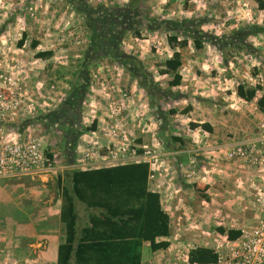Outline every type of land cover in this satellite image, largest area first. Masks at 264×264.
Instances as JSON below:
<instances>
[{
	"label": "rangeland",
	"instance_id": "374dc122",
	"mask_svg": "<svg viewBox=\"0 0 264 264\" xmlns=\"http://www.w3.org/2000/svg\"><path fill=\"white\" fill-rule=\"evenodd\" d=\"M89 7L98 11L90 12ZM162 20L176 22L196 20L198 23L192 26L186 24L189 33L183 30L176 33L166 29L168 27L161 24ZM245 26H258L264 29V0H0V76L4 75L7 80H20L29 91L33 92L37 91V80H52L53 85H49L50 92L48 94L43 92L47 97L46 101L62 89V85L55 83V80H69L67 85L69 91L74 88L75 80H91L87 84L81 82V87L72 91L81 96L77 99V102L80 100L81 105L76 106L74 101L63 102L67 111L71 110L69 114L61 116V112L55 111L56 115L52 120L48 118L43 120L42 117L38 121L31 122L33 133L42 138L49 150L55 151L58 155V169L50 174L23 177L29 178L30 182L20 186V189L27 194L35 192V195L38 191L43 193L48 189L55 200L60 195L62 197L65 186L70 187V172L84 168L82 161L89 163L96 154L101 153L102 159H99L101 162L97 167H110L115 164L106 163L108 147L113 148L112 150L123 158L128 154L124 152L126 148L135 149L141 154L144 149L139 146L155 150L153 153L160 159L159 168L161 171L165 170L163 176L158 175V179L151 181L152 185L159 183L158 185L161 186H156L157 188L154 189L165 192L164 186L168 182L166 177L169 173H173L174 180L177 179L180 184H188V174L191 171L186 161H177L175 155L169 154L170 142L175 134L188 136V129L200 124L192 121V118L189 121L185 117L178 116L174 119L170 118L164 133L159 134L157 131L142 133L136 111L129 112L127 109L123 111V105L125 101L133 100L139 92L144 94L138 82L141 75L158 83L160 89L157 91H170L168 83L171 77L160 74L165 68V61L173 55L167 40L169 35L177 36L179 40H189L188 47L179 48L183 61L180 72L184 80H193V83L196 80H203L204 84L199 85L200 89L203 87L207 90L209 85L218 84L221 80H253L254 59L245 52L251 50V46L258 40L264 41V32L250 35L245 44L247 48H240L233 44H238V39L242 35L236 32ZM193 31L195 35L191 36ZM117 38L120 40L118 41ZM195 39L204 41L202 49H196ZM20 41L24 42L23 47H19ZM210 41L218 46L208 43ZM35 43L37 48L33 49ZM43 52L52 54L47 56L49 60L46 62L44 58L36 57L38 53ZM117 52L121 54L120 58L133 56L140 61L139 73H131L120 66L115 58ZM3 58L7 63L3 62ZM48 67L50 70L47 69ZM130 67L137 68L134 67V63L130 64ZM116 80H133L138 86H136L137 90L124 89ZM150 85L149 87L154 90V86ZM190 87L195 89L197 86ZM232 101L234 106L230 110L222 109L225 110L223 111L225 115H230L228 112L232 113L228 118L231 126L230 132L227 133L229 136L237 135L235 132L240 119L234 116L237 97ZM224 103L223 100L220 104ZM100 104L101 109H99ZM71 106L74 107L71 109ZM171 106L176 105L168 104L166 108L169 109ZM246 106L247 109H243L242 116L248 121L246 124L253 129L254 121L251 116L253 109L249 105ZM98 110L105 118L102 133L106 137L101 135L100 139L101 141L109 139L110 143L99 145L97 150L86 148L81 151L82 149L76 150L75 147L73 149V142L78 137L75 131L92 127V118H95L93 116H96L95 112ZM239 112L240 110L238 115ZM129 113L134 116V121L128 120L129 124L124 122V125L121 121L122 114ZM255 113L257 114L258 111ZM79 115L82 118V126L77 128L73 122ZM262 117L263 115L259 114V119ZM196 120L203 119L196 118ZM155 121L156 118L153 117L151 122L155 123ZM214 125L218 132L224 128L219 117H216ZM253 130L255 131L256 127ZM251 135H239L240 137L232 143ZM232 143L212 138L209 147ZM60 144L65 145L61 147ZM207 154L212 153L209 151ZM216 155L219 158V154ZM178 162L184 164L185 171L178 167ZM66 164L70 167L61 170L60 167ZM207 165L208 163L205 162L204 166L208 170ZM89 166L91 164L86 167ZM154 169L158 172L156 167ZM33 177L35 179H32ZM10 180L15 181L13 184H17L22 178ZM18 190L19 188L15 186L8 188L4 193L3 186L0 185V191L3 192H0V202L5 200L11 202L10 199L14 194H18ZM163 197L167 206L166 194H163ZM76 209L80 218L79 224L83 226L87 223L90 211L80 202L76 203ZM217 222L219 223V220ZM144 250V256L147 258L152 252L148 245Z\"/></svg>",
	"mask_w": 264,
	"mask_h": 264
},
{
	"label": "crops",
	"instance_id": "0c3cea01",
	"mask_svg": "<svg viewBox=\"0 0 264 264\" xmlns=\"http://www.w3.org/2000/svg\"><path fill=\"white\" fill-rule=\"evenodd\" d=\"M3 48L4 46H2ZM18 50L20 51V48ZM245 53L254 59L255 73L253 74V80H239L240 82L221 80L218 84L211 85L212 87L209 85V89L206 88L207 90H205L203 87L200 89L199 86L204 84L203 80H196L193 83V80L183 79L180 86L170 87L168 84L170 91L159 92L160 94L150 93L148 88L138 80L139 87L144 94L139 92L133 100L125 101L123 105V111L125 109L129 112L136 111L142 133L154 131L159 132V134L164 133L167 130L170 118L174 119L178 116L185 117L189 121L192 118V121L200 125L209 123L213 128L211 133L201 127L189 128L187 131L188 136L174 135L181 138L182 143L170 142L171 152L169 154L175 155L177 161H186L191 173L189 174L188 184H180L177 179L174 180L173 173L167 174L166 179L168 182L164 186V193L161 190L154 189L157 188L156 186H160L159 183L152 185L150 182L151 189L161 194L162 206L170 217L171 234L169 237L161 239L169 242L170 245L167 249L155 252L150 250L152 253L145 258L144 249L148 245L146 244L143 248L142 264H191L189 263V253L192 249L202 247L214 250L217 240L228 237V231L242 232L250 229L256 225L261 217V213L256 210L251 202L248 188L253 180L263 184L264 174L239 162L222 161L218 165H214L215 160L204 158L213 155L206 153L210 139L217 138L225 143H232L244 134H253V129L262 121L260 119L264 120V109H261L258 104L264 96V41L258 40L257 43L253 44L251 50H247ZM44 60L46 62L49 59L44 57ZM3 62L7 63V60L3 58ZM47 69L50 70L49 67ZM181 75L183 77L182 73ZM68 81L55 80V83L62 85V89L58 94L55 93L53 97L47 99L50 114L55 111L57 113L61 112V116L69 114L71 111H67L66 106H63V102L66 101H74L73 103H76V106L81 105L80 100L77 102L76 94L72 91L74 89L78 90L81 87V82L87 84L91 80H75L72 91L67 90ZM116 81H119L120 86L124 89L137 90V85L134 84L133 80ZM210 81L217 82L218 80ZM244 83L262 87L261 93L255 100L248 102L238 96L237 88L239 84ZM36 84L37 86L42 84L44 86L43 92H47V94L51 90L49 85H53L52 80H37ZM153 84L158 87V83L154 82ZM193 85L199 88H191L190 86ZM225 91L227 92L225 93ZM234 97L238 99V102L235 103L236 112L234 116L240 119L237 123V132H235L237 135L229 136L227 133L230 132L229 128L231 126L228 118L232 113L228 112L230 115H225L223 112L225 110L222 109L230 110L234 106L232 104ZM223 100L226 104L221 105L220 103ZM168 104L176 106L167 109L166 105ZM245 104L253 109L251 113L254 121L253 129L246 124L248 121L242 116L243 109H247ZM99 109H101V104ZM239 110L240 115H238ZM95 113L96 116H93L95 118H92V127L83 131H75L78 135L77 140L73 142L76 150L82 149L81 151H83L86 148L97 150L99 145L110 143L111 140L109 139L101 141L100 137H106L102 133L105 118L100 115V110ZM259 114L263 115L260 119ZM153 117L156 118L155 123L151 122ZM216 117L221 119L224 126L219 132L214 125ZM196 118H202L203 120L197 121ZM75 119L73 125L80 128L82 126L81 116L79 115ZM128 120L133 122L134 116L131 113L128 115L122 114V123L125 122L128 125ZM125 128L127 127L125 126ZM141 131L138 132L141 133ZM64 145L60 144L61 147H64ZM200 150L202 152H199ZM100 158L102 159L101 153L96 154L92 158L93 161L82 164L84 166L82 169L99 168L97 164L101 162ZM189 159L191 160L189 161ZM204 159L205 161H203ZM205 162L208 163V170L204 166ZM88 164H91V166L86 167ZM68 167L70 166L66 164L60 169L63 170ZM32 179H35V177ZM14 182L10 179H0V185L3 186L4 193L7 192L8 188L15 186L19 188L18 194H14L13 198L10 199L11 202L6 200L0 202V264H58L59 249L66 240V225L62 221L63 201L61 195L54 200L51 191L48 189L44 190L43 193L38 191L37 195H35V192H32L33 195L31 193L27 194V192L20 189V186L27 185L26 183L30 182L29 178L22 177V180L17 181L19 183L13 184ZM163 194H166L168 199L167 206L164 204ZM214 220H216L215 223ZM83 226L79 224L80 228ZM220 230H225V233H221ZM181 250L185 251L186 255L176 261L174 255Z\"/></svg>",
	"mask_w": 264,
	"mask_h": 264
},
{
	"label": "trees",
	"instance_id": "16d2710c",
	"mask_svg": "<svg viewBox=\"0 0 264 264\" xmlns=\"http://www.w3.org/2000/svg\"><path fill=\"white\" fill-rule=\"evenodd\" d=\"M88 10L98 11L90 7ZM197 23L196 20L161 21L163 26L168 27L166 29L176 33L182 30L189 33L186 24L192 26ZM263 30L258 26H245L236 32L242 36L238 39V44L233 45L247 48L245 44L250 35L259 34ZM136 34L138 35V32ZM190 35H195V31ZM117 40L119 41L120 38ZM167 40L173 55L165 61V68L160 74L171 77L169 86L177 87L183 80L180 72L183 61L179 48L188 47L189 40H179L177 36L171 35ZM208 43L218 46L213 41ZM18 45L23 47L24 42L20 41ZM194 45L196 49H202L204 41L195 39ZM32 47L37 48V44H33ZM51 55V53H38L36 57L44 58ZM115 56L119 65L125 67L127 71L139 73L141 62L133 56L120 58L119 52ZM132 63L134 67L137 66L136 69L130 67ZM140 82L148 90L150 89V93H159L157 90L160 88L153 84L154 80L141 75ZM149 84L154 86V90ZM261 91L260 85L251 86L245 83L239 84L237 88L238 96L248 102L255 100ZM76 98L80 99L81 96L76 95ZM258 104L264 109V96ZM55 115V112L49 113L44 118L52 120ZM193 127H201L210 133L213 131L209 123L193 125ZM171 141L182 143V139L175 136ZM69 177L70 187L65 186L62 193V221L66 225V240L60 246L58 264H142L143 248L146 244L152 252L169 247L170 243L161 239L171 234L170 217L162 206L161 194L150 187L148 163L135 162L97 169H74ZM77 202L90 211L87 223L82 228L79 227ZM220 232L225 233V230ZM227 234L230 241H235L241 236V232L235 231H228ZM217 261L218 255L211 249L197 247L189 253L191 264H215Z\"/></svg>",
	"mask_w": 264,
	"mask_h": 264
},
{
	"label": "built area",
	"instance_id": "2783aa9c",
	"mask_svg": "<svg viewBox=\"0 0 264 264\" xmlns=\"http://www.w3.org/2000/svg\"><path fill=\"white\" fill-rule=\"evenodd\" d=\"M0 79V179L53 173L58 167V155L33 133L30 125L32 121L48 115L49 104L43 95L44 86L38 85L37 91L33 92L20 80H7L4 75ZM139 147L144 149L141 154L135 149L126 148L124 152L128 154L123 158L108 147L110 156L108 154L105 157L108 160L106 163L117 166L144 162L150 166V182L158 175L163 176L165 170L159 168L160 159L153 153L155 150L146 146ZM209 151L213 155L205 158L215 160L214 165L222 161L239 162L264 174V120L259 122L251 136H244L229 145L207 147L206 153ZM215 153L219 154V158ZM154 167L158 172H155ZM178 167L185 171L183 163L178 162ZM248 191L261 217L255 226L243 230L237 240L230 241L228 237L217 240L214 252L218 255V261L215 264H264V183L251 181ZM185 255L186 252L181 250L174 258L179 261Z\"/></svg>",
	"mask_w": 264,
	"mask_h": 264
}]
</instances>
